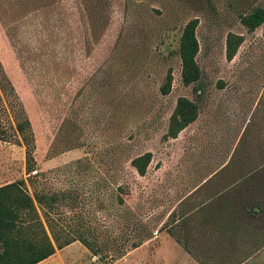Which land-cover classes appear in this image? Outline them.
<instances>
[{
	"label": "rangeland",
	"instance_id": "rangeland-1",
	"mask_svg": "<svg viewBox=\"0 0 264 264\" xmlns=\"http://www.w3.org/2000/svg\"><path fill=\"white\" fill-rule=\"evenodd\" d=\"M259 6L0 0V185L24 179L29 191L55 195L46 208L59 231L124 243L105 258L76 240L39 264H202L224 255L199 245L213 241L209 216L264 208V23L250 30L242 18ZM189 24L202 74L185 85L179 49ZM183 97L198 107L188 125L178 117ZM18 123L31 135L32 173Z\"/></svg>",
	"mask_w": 264,
	"mask_h": 264
},
{
	"label": "trees",
	"instance_id": "trees-1",
	"mask_svg": "<svg viewBox=\"0 0 264 264\" xmlns=\"http://www.w3.org/2000/svg\"><path fill=\"white\" fill-rule=\"evenodd\" d=\"M242 18L250 30H255L264 23V7H256L242 15ZM179 53L184 84L197 82L202 70L197 63L198 40L193 24L185 26L182 32ZM177 108L179 121L183 125L196 120L198 107L195 102L183 97L178 101ZM17 128L24 134L27 145V171L32 173L36 168L33 166L34 146L30 145L31 135H26L23 123H18ZM4 136L0 123V139ZM55 200H57L55 195L29 191L24 179L0 185V264H39L54 255L58 249L76 240L83 242L95 254L102 252V257L105 258L121 252L124 243L118 248L112 247L108 243L90 240L82 231L70 226L65 230L60 228L62 231H59L58 223L51 211L46 208V204ZM233 202L234 200L231 199L228 206L232 207ZM251 206L257 205L248 203L247 207L242 208L243 210L237 211L240 218L232 219L231 215L236 214L233 210L228 211L227 216L225 214L209 216L205 228H209L213 241L207 243L202 241L199 245L202 249L222 250L224 255L200 258L202 264H247L248 262L256 264L259 253L264 251V208L259 207L257 211L252 207L253 209L248 210ZM256 221L260 223H255ZM215 233L224 237L217 239L213 236ZM252 235L256 236L253 240H251ZM184 246L192 252L189 249V241H184ZM250 247V251H247ZM238 251L239 253L236 254Z\"/></svg>",
	"mask_w": 264,
	"mask_h": 264
},
{
	"label": "crops",
	"instance_id": "crops-1",
	"mask_svg": "<svg viewBox=\"0 0 264 264\" xmlns=\"http://www.w3.org/2000/svg\"><path fill=\"white\" fill-rule=\"evenodd\" d=\"M31 14H32V11H29V13L26 14V16H24V17H27L28 15H31ZM15 20H16V21H19L20 19H17V18H16ZM4 36H5V35H4ZM30 47H31V46H30ZM44 261H45V260H44ZM44 261H43V262H44Z\"/></svg>",
	"mask_w": 264,
	"mask_h": 264
}]
</instances>
